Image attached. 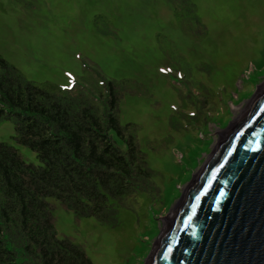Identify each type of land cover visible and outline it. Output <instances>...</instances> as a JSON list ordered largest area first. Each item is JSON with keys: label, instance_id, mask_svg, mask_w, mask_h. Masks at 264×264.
<instances>
[{"label": "rangeland", "instance_id": "1", "mask_svg": "<svg viewBox=\"0 0 264 264\" xmlns=\"http://www.w3.org/2000/svg\"><path fill=\"white\" fill-rule=\"evenodd\" d=\"M0 56L41 87L73 80L98 93L104 80L119 90V119L134 125L151 183L106 221L47 201L57 236L81 245L92 264H144L264 81V0H0ZM14 127L0 119V141L40 165Z\"/></svg>", "mask_w": 264, "mask_h": 264}, {"label": "trees", "instance_id": "2", "mask_svg": "<svg viewBox=\"0 0 264 264\" xmlns=\"http://www.w3.org/2000/svg\"><path fill=\"white\" fill-rule=\"evenodd\" d=\"M96 93L78 82L35 85L0 56V119L14 120L17 141L40 162L0 141V264H92L57 236L47 198L106 221L151 183L135 127L119 119V90L102 80Z\"/></svg>", "mask_w": 264, "mask_h": 264}, {"label": "water", "instance_id": "3", "mask_svg": "<svg viewBox=\"0 0 264 264\" xmlns=\"http://www.w3.org/2000/svg\"><path fill=\"white\" fill-rule=\"evenodd\" d=\"M144 264H264V81L192 179Z\"/></svg>", "mask_w": 264, "mask_h": 264}, {"label": "bare ground", "instance_id": "4", "mask_svg": "<svg viewBox=\"0 0 264 264\" xmlns=\"http://www.w3.org/2000/svg\"><path fill=\"white\" fill-rule=\"evenodd\" d=\"M187 188H188V187H187ZM187 188H186V189H187ZM185 191H186V190H185ZM168 219H169V216L166 218L165 224H166V222L168 221Z\"/></svg>", "mask_w": 264, "mask_h": 264}]
</instances>
